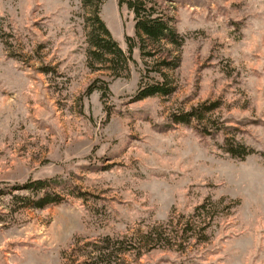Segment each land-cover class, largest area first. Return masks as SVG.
<instances>
[{"label": "rangeland", "instance_id": "374dc122", "mask_svg": "<svg viewBox=\"0 0 264 264\" xmlns=\"http://www.w3.org/2000/svg\"><path fill=\"white\" fill-rule=\"evenodd\" d=\"M156 1L179 46L142 49L132 11L101 3L132 37L116 71L89 62L93 6L0 0V264H264V0ZM141 77L174 89L136 99ZM212 101L210 133L171 119Z\"/></svg>", "mask_w": 264, "mask_h": 264}, {"label": "trees", "instance_id": "16d2710c", "mask_svg": "<svg viewBox=\"0 0 264 264\" xmlns=\"http://www.w3.org/2000/svg\"><path fill=\"white\" fill-rule=\"evenodd\" d=\"M81 1L85 5H91L94 7V25L88 34L89 42L91 43V47L88 50L89 62H91L93 59L98 61H106L110 63V68L116 71L120 70L121 67L126 66L127 61L132 57V37H126L128 48L127 50H123L122 47L111 37L109 29L98 15L99 7L104 0ZM118 3L120 6L125 5L132 11L135 35L138 37L142 49H144L147 45L153 46L154 44H158L162 40H165L166 42L175 46H179L181 44V38L179 37L174 26L171 24L169 18L158 9L156 0H118ZM175 63L176 61L174 64ZM89 65L94 66L93 63H89ZM103 84L104 83H97L96 80H93L92 83L89 84L87 91L90 92L95 89H100L104 94L107 90V86ZM173 89L174 87L170 84H167V82L164 80H145L141 77L138 82V87L134 97L136 99H140L154 94L165 95L171 93ZM218 105V101L197 103L191 105L187 109L182 108L178 112H173L171 114V119L174 122H188L194 119L197 121V123H199V130L202 133H210L212 130L210 129V124H215V121L209 120L211 123L207 125L204 124V121L207 119V113L215 109ZM229 151L232 154L244 155L249 152V149L243 144L238 143V145L230 144ZM43 186H45V180L35 179L33 181H27L23 183L20 185V188L37 190ZM55 200H58L57 195H50L49 193L45 192L35 199V201L31 202V204L42 207Z\"/></svg>", "mask_w": 264, "mask_h": 264}]
</instances>
